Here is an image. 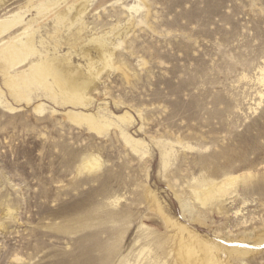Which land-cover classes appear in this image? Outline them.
Instances as JSON below:
<instances>
[{
	"label": "rangeland",
	"instance_id": "rangeland-1",
	"mask_svg": "<svg viewBox=\"0 0 264 264\" xmlns=\"http://www.w3.org/2000/svg\"><path fill=\"white\" fill-rule=\"evenodd\" d=\"M83 1L0 6L14 20L0 41L25 32L36 50L17 55L18 72L46 62L88 82V42L113 54L86 108L37 86L12 94L0 67V264H181L171 222L210 244L251 237L253 254L226 264H264V0H87L70 27L51 22L56 10L73 21ZM80 112L108 126L74 122ZM227 177L247 183L226 187L221 212L196 200L198 183Z\"/></svg>",
	"mask_w": 264,
	"mask_h": 264
},
{
	"label": "bare ground",
	"instance_id": "bare-ground-1",
	"mask_svg": "<svg viewBox=\"0 0 264 264\" xmlns=\"http://www.w3.org/2000/svg\"><path fill=\"white\" fill-rule=\"evenodd\" d=\"M5 1L6 0H0V6H2ZM85 3H88V1H83L78 5L76 8V15L73 17V21L66 23L69 19H65V14H63L62 11L56 10L53 11L52 16H50L51 22L65 28L70 27L77 17L84 14L87 7V5L85 6ZM125 9L127 12H129V14H132V12H137L136 7H128ZM16 17L20 18L19 14H17ZM13 23L14 20H0V30L7 27L8 24H11L8 26V28L12 27ZM81 25L82 23L78 25V29L69 35L70 40L77 41L80 39L79 34L81 31H83V29L80 28ZM32 43L33 40L31 35H26L25 32L0 41V67L3 75L5 76L4 85L12 94L15 95H21L22 89L29 88L30 86H37L44 91L50 92L55 98L60 99L63 104H71L72 107L86 108L88 99H86L84 96V92L89 89L90 85L97 79L100 72L105 67L109 66V59L113 55L111 50L105 48V43L103 40L100 38H94L92 41L88 42L91 45L93 44V50L96 54L97 61H94V58L90 56L89 51L83 52V58H85L86 61L88 82L80 81L77 79L76 74L70 72H67L65 75L67 79L66 82H62L59 73L54 70L52 65L47 64L46 62H37L35 64H31L26 70L18 72L17 69L20 68L21 60H18L17 55L36 53ZM97 64H99V66H96ZM258 72L260 76L258 81L260 82L261 86L264 87V68H259ZM260 97H264V93ZM37 109L39 108L37 107ZM70 118L74 122H85L90 129L95 130L96 132L101 131L103 128H105V126H108L106 125L108 122L103 116L96 117L92 114L80 112L78 114L71 115ZM126 119L128 118H126L125 115L119 118L121 122H125ZM121 135L124 137L126 143L134 144V146L138 144L127 137V135L122 131ZM96 163V160H93V162H90V160H84L82 165H80V168L89 170L98 165ZM239 182H242L243 184L247 183V177H227L219 183L202 181L200 184H197L200 186H198L200 190L198 188V192L194 190L196 191L195 198L203 205L209 202L212 207L214 206V209L217 212H221L222 205L224 202H226L221 199V196L223 197L221 194L226 192L225 189L227 186H233L235 183ZM232 191L234 190L232 189ZM227 195H229V193ZM155 205V208H157L160 214L164 217V220L167 221L166 223H169L168 218L164 216L159 204L155 203ZM180 205L184 210L189 211L191 209L187 205ZM169 224H171L173 227H176L175 238L178 242V246L181 247L183 251V258L181 261H179L181 264H226L234 258L238 259L239 261H243L244 257L253 254V248L251 247L253 241H251V243L249 242L251 237L247 238L246 241L243 240L242 243L239 241L240 244L235 245L225 243L224 240L223 242L225 244H210L203 240L196 233L189 231L184 225L182 226L177 222H171ZM243 236H245V234ZM262 236L263 237L258 236L259 240L256 241V243L264 246V235ZM213 239L211 240L213 241ZM255 248L257 249V247ZM220 253H223V261L221 260V256H219L221 255ZM148 264H165V262L162 261L161 257L154 256L152 259H150Z\"/></svg>",
	"mask_w": 264,
	"mask_h": 264
}]
</instances>
